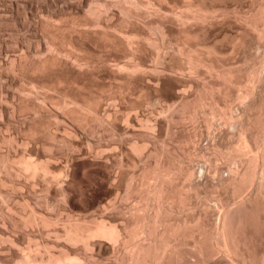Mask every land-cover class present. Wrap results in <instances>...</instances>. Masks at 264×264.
I'll return each instance as SVG.
<instances>
[{
    "label": "bare ground",
    "instance_id": "1",
    "mask_svg": "<svg viewBox=\"0 0 264 264\" xmlns=\"http://www.w3.org/2000/svg\"><path fill=\"white\" fill-rule=\"evenodd\" d=\"M107 1H109V4L107 3L99 4L97 3V1L93 5H91L93 1L90 4L88 3L85 11L89 16H91V19H93L91 23L86 22L87 24H79L77 23V21L76 22L74 21V22H71V24H65V22L67 23V21H64V24L60 25L59 24L60 22L56 23L57 21L53 20L55 21L53 23V21L49 19V22H52L53 25L51 26L52 29L50 30V32L47 30V32H49L48 34H51V35L50 37L47 36L49 37V40L45 41V44H46L45 48L48 54L46 53L47 54L46 56L45 54H42L43 51L41 52L38 51V53L36 52V54L34 55V56L37 55V61L35 60L36 58L34 57L35 58L34 60L36 61V63H34V61L32 60L33 65L30 66L27 70H25V74L27 71L30 75V78L25 75L26 78H28L29 80V86H27L28 88L26 87L21 88L18 91L19 92L18 93L19 110H30L34 116L30 118H39V116L42 115V113L44 114V111L46 112V109L44 108L46 106L43 107V103L46 101H50L52 104V107H55L57 111L60 110L59 112L61 113V115L62 114L64 116L68 115V117H71V118H91V120L92 118H94L97 120V123H99L98 121L102 120L103 118H104L103 120H105V118L110 119V118H122L123 117L125 119L129 118V121L131 122V124L134 125V122L136 121L135 118H138V119L146 118V120L147 118H151L147 114H146L147 116L146 115L138 116L139 114L138 115L135 114L133 116L132 112H131L132 115L122 112L125 110V108L119 105L120 103L115 104L117 103L116 101L118 99H116L114 103L113 101L110 100L114 105L111 106L112 103L111 104L109 103L108 106L104 107V105L100 103V100L97 99L98 97L96 99L99 101H96L95 98L93 101V100L88 99V97H85V95L88 94L89 92L88 93H85L82 91H80L79 93L72 92L73 89L74 90H80V89L84 90V88H86V85L84 84L86 81L84 82H80L81 80L80 81H77V80L67 81L66 79L60 78L58 76L57 78H54L52 77L51 74H50L51 75L50 77H52V79L54 78V80L49 81L50 78L49 80L48 78H46L47 77L46 75L48 74V72L51 73L54 68L60 65H64V67L69 66L73 71H75L74 74L78 73L79 75L80 74L86 75V76L88 75L89 78L93 77L94 73L91 72L93 69H90V68H94L97 63L94 65V67H92L94 60L90 58L92 56L88 57L90 54V53L88 54V51H90L89 50L90 42L93 44V42L95 41L96 43L98 42L99 44H102L104 47L114 49V50L122 49L124 50L123 53L125 51L127 52V55H128L127 57H129V61L128 62L125 61V63H121V64L115 63L112 65H108L105 69V72H103L105 77H108L112 80L125 81L126 83L132 85L135 88L139 86H143L151 90L154 89L156 91L157 89L162 90V88L168 90L169 91L168 98L170 99V103L169 101H167L168 103L160 107L159 111H157L158 115L161 116V120L162 118H167L165 119L166 121L164 120L165 124H161L160 122L161 125L163 126L165 125V130H163L165 132H169V130H171L170 129L171 124L174 123V120H172L173 118H185V119L188 118L189 120L194 121V122L196 118H204L203 123L205 124V127L207 129L205 131H208L205 136L209 141V144L207 143V145L208 146L210 145L209 148L206 147V150L208 149L207 152L209 151L208 153L210 154V159H208V162L213 163L214 165H216V162L218 161H222L221 163L225 162L226 165L223 164L226 167L224 171L225 175L218 168V165L214 166L212 164L213 174L208 175V176L204 175L206 178H203V176H200L201 179L203 178L202 180H200V177L196 178L198 176L197 175L195 176L196 171L195 170H194L195 172L193 171L192 169L193 166L192 167H190V165L186 166L184 163L185 159H189V161H191L190 158H192V156H194L197 153V152L191 153L196 149L195 147H193L195 148L193 151L186 153L187 155L178 156L179 154L171 155L166 150L168 149L167 146L161 144L156 149L153 148L152 150L154 151V153L152 152L154 154L153 156L154 162L152 165L143 167L141 169V172H139L138 174L128 173L130 175L128 176L124 175L126 177L124 181V186H125L124 188L126 189L127 194L132 193L131 195H133V193L134 194L136 193L139 196V199H137V201H139L138 202L139 204L138 205L134 204V206H132L131 208L129 207L130 209L127 212L128 216H126L127 220L125 223L115 224L112 221L104 219L102 218L104 216H101L102 215L101 212H99L101 213L100 218L91 217L89 219H79V220L75 219L74 220L73 218H70L71 217L70 216V217L65 218V220L62 222V227L60 229L56 227L59 229L57 230L56 233L59 234V236H62L67 242V244L69 243L68 245L77 246V244H79L81 247V250L83 249L85 251L89 250L88 248L91 247L92 249L90 248V250L91 251L94 250V252L96 251L95 253H98V254L101 253L104 243H107V244L111 243V245L112 244L119 245L118 247H120L119 248L120 253L116 249L115 250L117 252L116 253L114 252L115 255L112 253L114 255V256L112 255L114 258V260L112 261H115L114 262L115 264H264V59L263 60L261 59L264 57L263 56L264 54L262 55L263 57L260 58L261 60L259 59L254 60V59H257L258 56H256V58H253L251 54L253 51L251 53L249 52L250 54L248 53V50L253 47L259 48L261 46L264 48V0H261L260 2H257L256 0H254L255 8L253 10H249L243 13H241L240 11L239 15L238 13H236L237 12L236 11L235 14L238 15L236 20L238 22L234 23V20H233V24L230 25L231 26L230 31L228 32H227L228 29L225 30V27L227 26H225V23L222 21L224 20L222 19L224 18L223 17L224 13L227 12L226 6L223 4V1L225 0H182L181 7L178 10L172 9V7L171 8H165L166 6L163 7L159 3V0H145V1H142V0H107ZM111 5H115L116 7L119 8L121 19L118 23H112L109 21L110 18L108 19V13L110 12L109 6ZM45 16L48 17V15H45ZM224 16L226 17V15ZM147 17H150L153 20L148 19V20H151V22L149 21L147 22V19H146L145 20L146 22H144L143 19ZM219 17H221L222 20L220 19L219 21L218 20ZM45 20L48 21V18H45ZM228 23L231 24L230 22ZM129 26H130V29L128 28ZM138 26L141 27V29ZM46 27H49V26H46ZM225 38H229V41H230V42L228 41L230 43L228 46V50H231L234 52L241 51L243 53L244 60L243 61L241 60L243 64H244V61H248L251 59L252 61L254 60V62L256 61V63L251 61L252 63L250 64L249 63L250 61H249L246 66L242 64H241L242 66L240 65L233 66L225 62V61L228 62L227 58L226 60L223 61L220 56L222 53H224L227 50H225L221 45H219V41ZM45 39L42 38L41 40H45ZM62 45L64 46L68 45L67 50L64 49L66 47ZM69 47L71 49L70 51H68ZM18 49H21V48H18ZM99 49L101 48L99 47ZM80 52H87L88 56L87 55L84 56L85 53L82 55V53ZM146 52H150L151 59L154 61V64H155L154 66L152 67L150 66L149 68L145 66L142 62V59H143L142 55L145 54ZM259 52H260V49H259ZM166 54L168 55L171 62H169V64L167 65L166 64L164 65L162 63V58L165 57ZM20 56H22V54ZM101 57L99 58V60H101ZM24 58L25 57H23V59ZM104 60L102 62L106 63V61ZM16 61L17 60H15V58H9V61H8L9 70H11L12 73L14 74L15 73L17 74V72H21L23 69L22 65L20 64L21 62L19 61L20 62L19 63L18 61L17 62ZM29 64L30 63H27L28 66ZM109 64L111 63L109 62ZM104 65L106 66L107 64H104ZM21 73H24V72L22 71ZM21 76L23 75L21 74ZM99 76L100 74L96 77H99ZM43 77L47 79V80L44 79L45 81H49V82H45L43 80ZM89 78L87 81H89ZM101 82L100 84H102ZM110 87L112 88V86ZM188 87L193 89V91L189 92L190 90L189 91L185 90V88H188ZM119 88L118 89L116 88V89L119 90ZM57 89H61L62 92L61 91L59 92L61 94L58 93L57 95H62V99H60L59 101L57 100L54 101V99L52 98L53 96H50L51 95L50 92L59 91ZM66 89H69V91H67ZM126 90L127 89H124V91ZM106 97L107 96H105V98ZM125 98H129V97L125 96ZM154 101L155 103H157L156 100ZM158 103H159L158 106L162 105L160 104V102ZM154 105H157V104H154ZM127 106L128 105H126V107ZM12 111L15 112L14 109H12ZM52 111H49V113ZM65 117L63 118L65 119ZM152 118H155V117H152ZM62 122L64 123V121ZM62 122L60 123V125L64 126ZM137 122L139 123V120H137ZM101 123L100 125L98 124L97 126L102 127ZM158 123L159 122H157V125ZM35 125L33 127L28 128L29 129L28 131L32 134L35 132V128H36ZM55 127L53 125L54 129ZM132 127L130 129L131 131L129 130V132L134 133L135 131L132 130ZM159 127L161 128V126ZM216 127L221 128V129H218L219 130L218 133L209 132L210 129L215 130ZM111 131H109V133ZM126 133H127L126 135H128V132ZM138 133H141V132L138 131ZM153 133L154 132H152L151 134ZM173 133L171 132V134ZM136 134H135V137H136ZM196 135L193 134L192 137H188L186 139H188V141L193 143V145L194 144L197 145V148H199V145L197 144V142L198 141L200 142V140L197 141ZM199 135L201 136L200 133ZM59 136H62V135H59ZM68 136L70 139V135ZM147 136L153 138L152 137L153 135L152 136L147 135ZM30 138L31 137H29V139ZM127 138H130V137H127ZM5 139L6 138H4L3 140L9 141ZM8 139H9V136H8ZM118 140L120 142V139ZM68 142H67V146L68 144L70 145L71 143V142L70 143ZM11 143L13 144V142ZM64 145L65 144H63V146ZM63 146H60V147L63 148ZM65 146H64V149L67 147ZM87 146L89 147V145ZM164 146H166V148ZM55 147H58V145L57 146L55 145ZM69 147L72 148L71 146ZM141 147L142 146L141 145L139 146V142H138V144L137 143L132 144L131 148L128 146L126 148L128 149L130 148L131 152H135L134 154L137 153L136 155L140 156L141 151H142ZM201 148L203 150L204 147H201ZM35 150H38V149H35ZM69 150L71 152L72 150H76V149H69ZM69 150L67 149L68 152ZM80 150H83V149L81 148ZM89 151H91V149ZM104 151L105 150L103 149V152ZM112 151H110V153ZM14 152L15 151H13V153ZM143 152L144 151H142V153ZM36 153L35 154L33 153V154L36 156L37 155ZM56 153L58 154V152ZM152 153L149 152V154H152ZM25 155H21L19 157L15 155L16 160L14 159V157H11V158H8V162L5 156L4 158L7 164L4 165L2 163L0 164V167L2 166L6 170H9L11 169V167H14L12 165L16 163L15 165L19 164L18 166H16L18 168L17 171L14 172L12 169L10 170V171H13L14 174H16V172H19L20 171L19 169L30 171L32 175H35L37 172H41L42 176H44L43 174L46 175V173H50V167H51L49 166L50 157L47 159L42 158L44 160L42 161L40 158L31 159V157L29 156L32 154H28V156H25ZM97 155H98V152H97ZM103 155H105V153ZM198 155L200 158H203L204 156L206 157V155L203 154L202 151H199ZM8 156L10 157L9 153H8ZM101 157L103 158L104 156H101ZM96 158L97 157H95L94 159ZM108 158H111L112 161L114 160L112 154L108 156ZM117 159H119V157ZM117 161L115 162L117 163ZM121 161H122V158H121ZM203 161H204V158H203ZM115 162H114V165H115ZM120 165L122 166L124 164H122L121 162ZM208 167H210V165H208ZM1 168L0 170H2ZM5 169H4V172H6ZM221 169H224V168H221ZM10 171L8 172V174L11 173ZM11 174L9 177H11ZM123 174H125V171ZM117 179H119V177ZM22 183L23 182H21V184ZM21 184L19 183V185ZM116 190L118 189L113 190V192H115ZM6 192L8 193L9 191H6ZM64 194H65V191L62 194V197L64 196ZM41 198H43V196ZM64 198H62V200H64ZM64 201H66V199ZM210 202H212V204H209ZM113 206L115 208V205ZM24 209L26 210V207H24ZM127 214H124V216ZM22 217H26V216H22ZM105 217H106V213H105ZM22 223L28 224V225H33L35 223H38L39 225L40 223V224H45L47 227V224L48 226H49V223L51 224V220L46 218L45 216L44 217L41 216V214L40 216L38 215L37 217L35 215V212L32 209L30 213L27 214V217ZM46 227H44L43 231H45ZM50 228H51V225H50ZM67 244L65 245L68 246ZM114 245L112 246L114 247ZM257 246H261L262 249L258 251ZM47 247L49 248V246ZM64 248L62 249L64 250V252H60L58 254L48 253V255H46L47 254L46 253L45 254L46 257H35V256L30 255L31 257L29 256L28 258V257H25L24 255L22 257L19 256L20 262L19 261L18 262L19 264H66V262L68 264V262L70 261H75V262L81 261L80 260L81 256H80V259L76 258V256H74L75 258L74 257L71 258L73 254H75V252L72 253V256L70 257L71 254L69 253V251L71 250L72 247L68 251H65ZM28 250L31 251V249H28ZM91 251H88V253L90 254ZM27 252L28 251H26L25 253L27 254ZM30 254H35V253L31 252ZM77 257L79 256L77 255ZM93 257L94 256H92V258ZM83 260L84 259L82 258V261ZM89 260L90 258L86 260L87 263Z\"/></svg>",
    "mask_w": 264,
    "mask_h": 264
},
{
    "label": "rangeland",
    "instance_id": "2",
    "mask_svg": "<svg viewBox=\"0 0 264 264\" xmlns=\"http://www.w3.org/2000/svg\"><path fill=\"white\" fill-rule=\"evenodd\" d=\"M96 1L99 4H103V3L109 4V1H107V0H0V140L3 141V142L0 141V159H1L0 164H2V163L4 165L7 164L5 162V158L8 162V158L14 157V159L16 160V156L19 157L21 155H25L28 153V154H32L29 156V157H31V159L40 158L42 161H44L43 159H47L50 157L49 158V160H50L49 166H51L50 167V173H46V175L43 174L44 176H42L41 172H37L35 175H32L30 171H25L24 169H22V170L19 169L20 171L16 172V174H14L13 171L14 172L17 171L18 168L16 166L19 165V164L15 165L16 163L12 165L15 168L11 167V169L13 171H10L11 169L6 170L2 166H1L2 168L0 167L2 169V170H0V190H1L0 191V199L3 200V201L0 200V213H1L0 214V238H1L0 239V264H19L20 257H22L23 255L25 257L29 258L30 255L35 256V257H46V255H48V253L49 254H58L60 252H64V250H62L64 247H66V248H64L65 251L70 250V248L72 247L71 250L69 251V253L71 254L70 257L72 256V253L75 252V254H73V256L71 258L76 256V258L80 259V256H81V259H80L81 261L80 262L78 261L79 264L80 263L88 264L89 261H90L89 264H112V263L115 264L114 263L115 261H112V260H114L113 256L117 252L116 250H118V252L120 253V251H119L120 247H118L119 245L112 244V245H114V247H113L111 245V243L110 244L104 243V245H103L104 248L102 247L101 253L98 254V253H95L96 251L94 252V250L91 251L90 250L91 247L88 248L89 250L85 251L83 249L81 250V247L79 244H77V246L76 245H73V246L68 245L69 243L67 244L65 239L62 236H59V234H57L56 232H57V230H59L62 227V222L65 220V218L70 217V216H71L70 218H73L74 220L75 219L79 220V219H89L91 217H99L100 218V215L102 213L101 216H104L102 218L107 219L109 221H112L115 224L125 223L127 220L126 216H128V214H127L128 210L132 206H134V204H136V205L139 204L138 203L139 201H137V199H139V196L136 193L135 194L133 193V195H131L132 193H128L129 195L127 194V191L124 188L125 187L124 181L126 179L125 176L130 175L128 173L138 174L139 172H141V169L143 167L148 166V165L149 166L152 165L154 162V157H153L154 151H152V150H153V148L156 149L161 144L167 146V148L169 150L168 149H166V150L171 155L172 154L173 155L179 154L178 156H185V155H187L186 153H189L190 151H193L196 148L197 150L195 149L191 153H194V152L195 153L197 152V153L195 155L193 154L194 156L191 155L192 156V158H190L191 161H189V159H185L184 160L185 165L186 166L190 165V167L193 166L192 167L193 171L195 170L199 174L198 175L194 171L195 176L196 175L198 176L196 178H199L200 176H203V178H206L205 176L213 174L212 171H213V165L214 164L208 162V159H210V154L208 153L209 151L207 152L208 149L206 150V147L209 148L210 145L209 146L207 145V143L209 144V141L205 135L208 131H205L207 129L205 127V124L203 123L204 118H196L195 122L189 120L188 118H186V119L185 118H173L172 120H174L175 124L173 122L172 123L174 124L175 127L173 126V124H171V127H170L171 130H169V132H165V131H163V130H165V125L163 126L161 124H165L164 122L166 121L165 119H167V118H162V120H161V116L158 115L157 111H159L160 107L167 104L168 103L167 101H169V103H170V99L168 98V95H169L168 90L162 88V90L157 89V91H156L154 89L151 90V89L143 87V86H139V87L135 88L132 85L126 83L125 81L112 80L108 77H105L103 72H105V69L108 65H112L115 63L121 64V63H125V61L126 62L129 61V57H127L128 56L127 52L125 51L124 53H126V54H124L123 53L124 50H122V49H116V50L110 49V48L104 47L102 44H99L98 42L96 43L95 41L94 42L92 41L94 45L90 42V44H89L90 45V47H89L90 51H88V54L89 53L92 54L94 51H95L94 52L95 54L94 53L92 55L89 54V56H88L87 52H80V53H82V55L85 53L84 56H86V55L88 57L92 56V57H90L91 59L94 60L92 67H94V65L97 63L94 68H90V69H93L92 71L90 70L91 72L94 73L93 77L89 78L88 75L87 76L81 75V74L79 75L78 73L74 74L75 71H73L69 66L64 67V65H60V66L54 68L55 70L54 69H53V71L51 70L52 71V72L50 71L51 73H49V72H48V74L46 73L47 74L46 78H48V80L50 78L49 81H52V80H54V78H57V76H58L60 78L66 79L67 81H72V80H77V81L81 80L80 82L86 81L84 83L86 85V88H84V90L83 89L82 90L81 89L80 90H74L73 89L72 92H74V93H76V92L79 93L80 91L85 92V93L89 92L88 94L85 95V97H88V99L93 100V101H94V98L96 101L100 100V103H102V105H104V107L108 106L109 103L111 104L112 103L111 101H113V103H114V101H116V99H118L116 101L117 103H115V104L120 103L119 105H121L123 108H125V110L122 112L128 113L129 115H132V113H133V116L135 114H137V115L139 114L138 116H140V115L144 116L147 114L151 118H147V120H146V118H139V119L135 118L136 121L134 122V125L131 124V122L129 121V118L125 119L123 117L122 118H110V119L105 118L106 121L103 120L104 118L103 119L100 118L102 120L98 121L99 123H97V120L94 118H92V120H91V118H71V117H68V115H65L66 116L65 117L63 114L61 115V113L59 112L60 110L57 111L55 107H52V104L50 101H46L43 103V107L44 106L47 107V108L44 107L46 109V112L44 111L45 109L43 108L45 115L42 113L43 116L40 115L41 117L39 116V118H30V117H34L30 110H19V102H18L19 101V99H18V96H19L18 93L19 92L18 91L21 88H24V87L28 88L27 86H29V80H28V78H26V76L30 78V75L27 71L25 74V70H27L30 66L33 65V61H34V63H36L37 55L34 56L36 54V52L38 53V51L39 52L43 51L42 54H45L46 56L48 54L46 51V48H45L46 47L45 41L49 40V37L51 34H48V33L52 29L51 26L53 25L52 22H49V19L51 21H53V20L57 21L56 23L60 22L59 23L60 25H63L64 21H67V23L65 22V24H71V22H74V21L75 22L77 21V23H79V24L91 23V21L93 19H91V16H89L85 10H86V6L88 5V3L90 4L92 2L91 5H93L96 3ZM142 1H145V0H142ZM256 1L260 2L261 0H256ZM181 2H182V0H174V1L173 0H159V3L163 7H165V6H166L165 8H171L172 7V9H177V10L181 7ZM223 4L226 6L227 12H225L224 15H226L227 18L223 15L224 18H222V19H224V20H222L221 17H219L218 20L220 21V19H221L225 23V26H227V27H225V30L228 29L227 32L230 31V27H231L230 25L233 24V20H234V23L238 22L236 19H237L238 15L240 14V11H241V13H243V12H247L249 10H253L255 8L254 7V4H255L254 0H249V1L248 0H243V1L242 0H239V1L238 0H233V1L232 0H227V1L225 0V1H223ZM248 5H249V7H248ZM109 8H110L109 9L110 12L108 11L110 13V14L108 13V19L110 18L109 21L112 23H118L121 19L120 18L121 14L119 12V8L116 7L115 5H111V6H109ZM238 8H239V10H238ZM235 12L238 13V15L235 14ZM218 14H219V12H218ZM220 14H221V12H220ZM35 15H37V16H35ZM45 15H48V17H46ZM41 17H42V19H41ZM45 18H48V21H46L47 19L45 20ZM64 19H66V20H64ZM146 19H147V22L148 21L151 22V20H153L150 17H147V18H144L143 21L146 22L145 21ZM148 19H151V20H148ZM101 20H102V18H101ZM42 21H44V22H42ZM55 21H53V23ZM227 21L230 22L231 24H229ZM40 22H41V24H40ZM140 25H141V23H140ZM46 26H49V27H46ZM130 26L128 27L129 29H130ZM139 28L141 29V27H139ZM129 29H127V30H129ZM41 30H43L44 32ZM47 30L49 32H47ZM45 31H46V33H45ZM41 32H43V33H41ZM227 34H229V33H227ZM41 36L43 39H45V38L46 39L41 40L42 39ZM47 36H49V37H47ZM220 41H219V45H221L225 50H227L225 52L228 53V54H226L224 52L221 54L220 57L223 61L226 60V58H227L228 62L227 61H225V62L229 63L230 65H233V66L245 65L246 66L249 61H250L249 63L251 64L252 62H254V60H258V59L263 60L264 59V57H263L264 56L263 55L264 50H262L264 48L261 46H260L261 48L260 47L259 48L253 47L254 49L250 48L251 50L249 49L248 53L249 52L251 53L252 51L253 52L256 51L255 53L252 52L251 54H252L253 58H256V56H258L257 59H254L253 61H252V59L248 60V61H244V64H243L242 61L244 60V58H243L244 56H243V53L241 51H237V52L235 51L234 52V51L228 50V46L230 44L229 38H225V39L220 40ZM226 42H228V43H226ZM95 43H96V45H95ZM62 46H64V45H62ZM67 46L68 45L64 46V47H66L64 49L67 50ZM99 47L101 49H99ZM18 48H21V49H18ZM68 49H69L68 51L71 50L70 47ZM105 49H106V51H105ZM259 49H260V52L262 54L259 52ZM20 50H21V52H20ZM44 51H45V53H44ZM100 51H102V52H100ZM233 53H234V55H233ZM21 54H22V56H20ZM100 54L101 55L104 54L105 56L102 55V57H101ZM113 54H115V55H113ZM258 54H260V55H258ZM150 55H151L150 52H146L145 54L142 55V58H143L142 62L148 68L150 66L152 67L155 65L154 61L151 59ZM166 55H165V57L162 58V63L164 65L165 64L167 65V64H169V62H171L168 55L167 56ZM7 56H9V57H7ZM17 56H19L22 60ZM143 56H145V57H143ZM23 57H25V58L23 59ZM100 57H101V60H99ZM261 57H263V58H261ZM9 58H15V60H17L18 62L20 61L21 63L20 62L19 63L22 65V68L24 69V70L22 69V71L24 73H21L22 71L17 72V74L15 73L16 75L14 73H12V71L9 70V67H8ZM102 58H103V60L105 59L104 61H106V63L102 62L103 61ZM107 59H109V60H107ZM23 61H24V63H23ZM99 61H101V62H99ZM240 61H241V63H240ZM109 62L111 64H109ZM27 63H30L29 66L27 65ZM254 63H256V61ZM104 64H107V65L105 66ZM255 67H256V65H255ZM94 69H96V70H94ZM62 71H63V73H62ZM20 73L23 76H21ZM50 74L52 75V77H54L53 79H52V77H50L51 76ZM59 74H60V76H59ZM99 74H100L99 77H101V78L96 77ZM46 78L43 77V80L44 79L47 80ZM88 78H89V81H87ZM49 81H45V82H49ZM101 81H103V82H101ZM100 82L102 84H100ZM105 82H106V84H105ZM87 83H88V85H87ZM110 86H112V88ZM115 87L117 89L120 87L119 88L120 91L117 90ZM131 88L133 91L131 90ZM124 89H127L126 91L128 93L126 91H124ZM57 90H59V91L50 92L51 95L49 93L50 96H53L52 98L54 99V101H56V100L59 101L60 99H62V95H57L61 91V89H57ZM66 90L69 91V89H66ZM185 90H187V91L190 90L189 92L193 91V89H191L189 87L185 88ZM134 91H136V92H134ZM102 92H103V94H102ZM163 92L165 93V95ZM59 94H61V93H59ZM121 95H122V97H121ZM58 96H59V98H58ZM105 96H107V97L105 98ZM111 96H112V98H111ZM116 96H118L119 98ZM125 96L129 97V98H125ZM132 97H134V98H132ZM96 98L99 100H97ZM149 98H151V99H149ZM162 98H164V99H162ZM154 100H156L157 103H155ZM121 101H123V102H121ZM139 101H141V102H139ZM158 102H160V104H162V105L158 106V104H159ZM113 103L111 104V106L114 105ZM137 103H138V105H137ZM152 103L157 104V105H154ZM145 104H147V105H145ZM126 105H128V106L126 107ZM154 106H156V107H154ZM136 107H137V109H136ZM12 109H14L15 112H13ZM129 109H131V110H129ZM146 109H148V110H146ZM52 110H54V111H52ZM55 110L59 113H57ZM47 111H48V113H47ZM49 111H52V112L49 113ZM129 111H130V113H129ZM135 111H136V113H135ZM149 111L151 114L149 113ZM51 114H53V115H51ZM63 117H65V119ZM152 117H155V118H152ZM70 119H72V120H70ZM119 119H120V121H119ZM140 119H141V121H140ZM137 120H139V123L137 122ZM62 121H64L65 124ZM128 121H129V123H128ZM61 122L64 126L60 125ZM112 122L116 126H114ZM143 122H145V123H143ZM157 122H159L158 125H157ZM160 122H161V124H160ZM100 123L102 124L101 125L102 127L97 126L98 124L100 125ZM34 125L36 128H35V132L32 134L28 131L29 130L28 128L33 127ZM53 125H54V127L56 126L55 129L53 128ZM107 125L108 126L111 125V126H109L110 129L108 128ZM125 126H127V127H125ZM157 126L158 127L161 126V128L160 127L158 128ZM113 127H115L116 129ZM131 127H132V130L135 131L134 133L135 134L137 133L136 137H135L134 133L129 132ZM152 127H154V128H152ZM100 128L101 129L103 128V129L101 130ZM105 128L108 129L109 131L112 130L111 131L112 134H111V132L109 133V131L106 130ZM218 129H221V128L216 127L215 130L210 129L209 132L218 133L219 132ZM60 130H62V131H60ZM117 130L120 134L117 132ZM67 131H69V132H67ZM138 131L141 133H138ZM66 132H67V134H66ZM126 132H128V135H126L127 134ZM152 132H154V133L151 134ZM171 132L172 133L174 132V133L171 134ZM74 133H75V135H74ZM113 133H114V135H113ZM199 133L201 134V136L199 135ZM193 134L194 135L197 134L196 135L197 141L200 140V142L198 141L200 144L197 142V144L199 145V148H197V145H195V144L193 145V143H191L190 141H188V139H186L188 137H192ZM50 135H52V136H50ZM59 135H62V136H59ZM68 135H70V139H69ZM147 135H151V136L153 135L152 136L153 138H151ZM8 136H9V139H8ZM28 136L31 138L29 139ZM131 136L133 139L131 138ZM12 137H14V138H12ZM127 137H130V138H127ZM4 138H6L5 140H9V141L13 139L15 142L13 140L10 142L4 141L3 140ZM154 138H155V140H154ZM64 139H66V140H64ZM118 139H120V142ZM121 141H123V142H121ZM11 142H13V144ZM67 142L68 143L71 142L70 145L68 144V146H67ZM138 142H139V146L140 145L142 146L141 150L144 151L143 153L141 151V154H140V156L142 155L141 157L137 156L136 155L137 153L134 154L135 152H131V149H130L132 144H136V143L138 144ZM54 144L56 146L58 145V147H55ZM63 144H65L67 146L66 147L64 145L66 147L65 149H64ZM176 144L177 145L179 144V145L177 146ZM201 144H202V146H201ZM59 145L63 146V148L60 147ZM87 145H89L90 148ZM100 145H101V147H100ZM69 146H71L72 148H70ZM127 146L130 147L129 148L130 150L128 148H126ZM166 146H164V147L166 148ZM200 146L204 147L203 150ZM12 147H13V149H12ZM116 147L118 150L116 149ZM193 147H195V148H193ZM81 148L83 150H80ZM110 148L111 149L113 148L112 149L113 151ZM35 149H38V150H35ZM67 149L68 150L69 149H76V150H72L71 152L69 150V152H68ZM90 149H91V151H89ZM100 149H102V150H100ZM103 149L105 150L104 152H103ZM59 150L61 153L59 152ZM121 150L125 153H123ZM13 151H15L16 154H15V152L13 153ZM37 151L40 153V155ZM110 151H112V152L110 153ZM199 151H202V153L206 155V157L205 156L203 157L204 161H203V158L199 157V155H198ZM53 152H54V154H53ZM56 152H58V154ZM97 152H98V155H97ZM128 152H130V153H128ZM149 152H151V153L153 152V153L149 154ZM182 152H183V154H182ZM8 153L10 154V157L8 156ZM33 153L34 154L36 153L37 155L35 156ZM104 153H105V155L107 154L106 155L107 158H108V156H110L112 154L114 160L112 161L111 158L107 159L105 157V155H103ZM109 153H110V155H109ZM11 154H13V155H11ZM19 154H21V155H19ZM28 154L25 156H28ZM89 155H91V156H89ZM100 155L104 156V157L102 158ZM94 156L97 158L94 159L95 158ZM32 157H34V158H32ZM118 157H119V159H117ZM121 158H122V161H121ZM197 158H199L200 160ZM2 160H4V161H2ZM201 160L203 163L201 162ZM107 161L110 163H108ZM115 161H117V163ZM114 162H115V165H114ZM121 162L124 165L121 166L120 165ZM221 162L222 161L216 162V165H214V166L218 165V168L225 175L224 171H225L226 167L224 165H226V164H225V162L224 163H221ZM116 165H118V166H116ZM208 165H210V167H208ZM119 166H120V168H119ZM221 168H224V169H221ZM4 169L6 172H4ZM205 169H206V171H205ZM207 169L209 172L207 171ZM9 171L12 174L11 173L8 174ZM124 171H125V174H123ZM25 173H27V174H25ZM7 174H8V176H7ZM10 174H11V177H9ZM49 174L51 177L49 176ZM28 175H30V176H28ZM122 175L124 178L122 177ZM39 176H40V178H39ZM118 177H119V179H117ZM46 178H47V180H46ZM202 179L200 177V180H202ZM18 182L20 184H21V182H23V183L21 185H19ZM24 183H26V184H24ZM8 184H10V185H8ZM54 184L57 186H55ZM22 185H24V186H22ZM63 185L66 187H64ZM120 185H121V187H120ZM8 186H9V188H8ZM26 186H27V188H26ZM2 187H3V189H2ZM111 187H113V188H111ZM45 188H46V190H45ZM7 189H9V190H7ZM19 189H21V190H19ZM62 189L65 191V194L63 197H62V194L64 193V191ZM115 189H118V190L113 192V190H115ZM61 190L63 191V193ZM6 191H9V192L7 193ZM40 191H42V192H40ZM44 191L46 194L44 193ZM48 194H50V195H48ZM41 195L43 196V198H41L42 197ZM134 195H136V196H134ZM61 197L62 198L65 197L64 200L66 199V201L62 200ZM45 198L47 199V201ZM61 201H63V202H61ZM112 202H114V203H112ZM209 204H212V202H210ZM113 205H115V208ZM24 207H26V210L24 209ZM32 209L35 212V215L37 217H38V215L40 216V214H41V216H43V217L45 216L46 218L50 219L51 224L49 223V226L47 224V227H46L45 224H40V223H39V225H38V223H35L33 225H28V224L22 223L25 220V218L27 217V214H29ZM99 212H101V213H99ZM105 213H106V217H105ZM124 214H127V215L124 216ZM22 216H26V217H22ZM115 217H116V219H115ZM22 218H23V220H22ZM53 218H55V219H53ZM60 220H61V222H60ZM54 224H56V225H54ZM50 225H51V228H50ZM44 227H46L45 231H43ZM56 227H58L59 229ZM46 229H48V230H46ZM56 237H58V238H56ZM94 239H96V238H94ZM65 244H67L68 246H66ZM56 245H57V247H56ZM47 246H49V248ZM62 246H64V247H62ZM117 247H118V249H117ZM28 249H31V251ZM49 249H50V251H49ZM261 249H262L261 246H257L258 251ZM26 251H28L27 254L25 253ZM88 251H91V253L89 254ZM21 252H23V253H21ZM31 252L35 253V254H30ZM77 255L79 257H77ZM92 256H94L93 257L94 259L92 258ZM88 257L90 258V260L87 263L86 260L89 259ZM82 258L84 259L83 261H82ZM94 260H96V261H94ZM78 262L70 261V262H68V264H78ZM66 264H67V262H66Z\"/></svg>",
    "mask_w": 264,
    "mask_h": 264
}]
</instances>
